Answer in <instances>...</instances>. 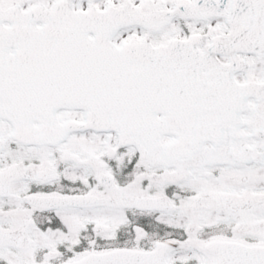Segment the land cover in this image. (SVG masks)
<instances>
[{
	"label": "snow or ice",
	"instance_id": "1",
	"mask_svg": "<svg viewBox=\"0 0 264 264\" xmlns=\"http://www.w3.org/2000/svg\"><path fill=\"white\" fill-rule=\"evenodd\" d=\"M0 264H264V0H0Z\"/></svg>",
	"mask_w": 264,
	"mask_h": 264
}]
</instances>
